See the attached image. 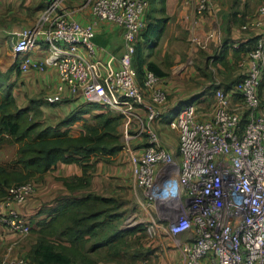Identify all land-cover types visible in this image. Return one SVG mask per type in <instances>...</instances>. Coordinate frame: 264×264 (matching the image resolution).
<instances>
[{"label": "built area", "instance_id": "built-area-1", "mask_svg": "<svg viewBox=\"0 0 264 264\" xmlns=\"http://www.w3.org/2000/svg\"><path fill=\"white\" fill-rule=\"evenodd\" d=\"M88 1L91 18L85 22L57 10L62 0L45 1L37 22L11 38L20 70L56 69V85L44 96L48 102L60 101L68 93L127 118L137 106L145 112L138 130L145 144L138 152L124 145L123 149L128 151L133 179L147 197L143 205L156 209V217L151 216L145 228L149 237L159 233L163 222L183 264H264V100L258 93L264 32L247 53L246 69L237 84L240 102H231L219 87L210 115L203 116L190 103L169 121L178 134L177 162L153 124L167 99L162 78L146 70L139 83L132 65L148 0ZM210 5L211 0H197L196 12H205ZM259 11L264 13V5ZM101 23L122 28L123 53L117 65L112 55L106 60L96 56L102 48L93 36ZM251 24L261 22L242 28ZM39 36L48 49L42 59L30 55ZM35 191L30 180L8 186L0 197V225L17 236L28 235L31 224L15 205ZM130 224L136 222L130 219ZM15 244L8 245L1 264H29L12 254Z\"/></svg>", "mask_w": 264, "mask_h": 264}, {"label": "crops", "instance_id": "crops-1", "mask_svg": "<svg viewBox=\"0 0 264 264\" xmlns=\"http://www.w3.org/2000/svg\"><path fill=\"white\" fill-rule=\"evenodd\" d=\"M196 4L197 0H152V6L149 5L147 9L152 16V36L150 42L145 43L147 61L153 63L163 74L160 77L167 96L161 115L153 124L160 142L177 162L180 160L177 151L178 134L175 129L169 127V121L173 120L176 112L185 105L182 104L189 97L202 95L196 101V106L202 107L206 103L203 100L207 98L209 88L213 86L219 88L221 84L242 75L246 69L247 54L240 53L237 56L234 50L255 34L264 32V13L259 11L264 5V0H211L209 9L202 13L196 12ZM44 7L45 0H0V71L5 72L16 58L10 42L14 33L23 27L33 26ZM57 10L67 11L69 16L80 22L91 18L88 0H62ZM257 20L261 22L259 26L251 24L246 29L242 28V25ZM93 41L102 48L98 50L96 56L106 60L112 55L117 65V60L123 53L122 28L111 23H101L95 29ZM222 46H226L227 51L222 59H219ZM47 52V43L40 38L30 55L42 59ZM10 76V80L14 82V95L19 106L26 105L28 97L34 94L42 93L44 96L49 94L57 82V71L53 67L43 71H21L19 76L12 72ZM262 98L264 99V91ZM63 99L70 102L78 98H72L66 93ZM70 105L71 103L69 105L65 103L62 106L67 111ZM213 105L214 103L210 111L198 112L203 116L210 115ZM120 114L119 130L123 145L128 146L131 151L138 152L145 144V136L138 133L140 120H144L145 112L135 107L129 118ZM121 152H124L129 160L128 151L122 147ZM127 162L129 164L130 160L126 161L125 167ZM80 171L78 165L59 163L40 176L36 174L34 176L38 180L36 192L24 202L16 204V209L32 226L34 220L47 216L48 210L68 193L61 179L80 175ZM90 187L99 190L100 193L105 189L103 185L91 184ZM142 193L143 199L147 200L144 191ZM143 204L144 202L140 201L139 213L148 214L149 219L152 215ZM39 210H43L44 213H38ZM137 215V213L132 215L136 224L146 220L142 216L137 218ZM163 224L160 222L161 228L157 235L159 239L162 234L165 238L169 237L162 227ZM16 236L0 225L2 257L12 242L11 239ZM19 251H23L22 241L14 245L12 254L18 255ZM166 257L170 263L168 250ZM180 263L183 264L182 259Z\"/></svg>", "mask_w": 264, "mask_h": 264}, {"label": "trees", "instance_id": "trees-1", "mask_svg": "<svg viewBox=\"0 0 264 264\" xmlns=\"http://www.w3.org/2000/svg\"><path fill=\"white\" fill-rule=\"evenodd\" d=\"M149 3L152 0H148V6ZM148 6L144 16L145 26L136 36L132 55V65L139 83L146 70L153 71L159 77L163 75L153 63L147 61L145 52L146 42H150L152 36V16L147 11ZM262 33L255 34L241 44L234 53L237 56L240 53L246 55ZM226 51V46H222L218 58L222 59ZM12 72L20 75L18 57L5 72L0 71V148L4 144L15 146L12 162L0 163V197L5 195L8 186L30 180L36 174L40 176L59 163L78 165L82 171L79 176L61 179L68 193L48 210L47 216L33 221L34 227L31 226L29 232L31 240L22 244L23 257L28 263L73 264V253L88 241H91L88 251H95L99 247H116L117 244H123L128 235L145 231L148 223L146 220L129 229L118 227L126 215L124 209H116L122 204L113 196L100 194L90 187V169L94 163L97 160L108 161L121 152V114L112 112L104 104L82 98L70 102L63 98L48 102L42 93L28 97L27 104L19 106L14 95V82L10 80ZM243 75L218 86L228 93L231 102L241 101L237 84ZM263 85L264 69L260 78L259 96H262L260 87ZM213 87L208 89V96L203 102L212 97ZM200 96H191L182 105L196 104ZM65 103L71 105L64 118L55 124L46 123L42 107L64 109L62 105ZM196 108L202 111L201 106ZM74 124L79 127L76 135L70 133ZM38 213L44 212L39 210ZM82 260L86 262L84 257Z\"/></svg>", "mask_w": 264, "mask_h": 264}, {"label": "rangeland", "instance_id": "rangeland-1", "mask_svg": "<svg viewBox=\"0 0 264 264\" xmlns=\"http://www.w3.org/2000/svg\"><path fill=\"white\" fill-rule=\"evenodd\" d=\"M149 5L151 4L149 3ZM39 39L40 36L36 40L37 44L39 43ZM216 88L217 87H213V91ZM213 91L211 93L212 97H209L207 102L202 106L201 110L210 111V107L214 100ZM262 91H264V85L260 87V92ZM260 97L262 98V96ZM42 109L45 111V115L43 116V118L45 119L46 123L50 124H55L57 121L64 118V116L67 114V111L58 107L54 108L53 110L48 107H42ZM109 109L115 113V111H113L114 109ZM78 132L79 127L77 126V124H74L70 129V133L75 135ZM120 140L123 147L122 135H120ZM14 157L15 146L4 144L0 148V163H11ZM126 161H129L127 160V155L124 152H121L112 156L108 161L97 160L94 163L93 168L90 169L91 177L93 178L91 179L90 184H95V186H105V189L102 190V193L98 192L99 190L95 191L100 194L111 195L120 204L123 205H120L116 208L117 211H119L120 209H124L126 212L124 220L118 226L122 229H129L130 227L134 226L130 224V219L134 222L135 217L133 218L132 215H134L135 213L138 214L137 218H139V216H142V218H146L147 222L149 221L148 214L141 215L142 212L141 214L139 213L140 201L145 202L146 200L143 199L144 195L142 193V188L139 187L133 179L130 169L131 166L129 167L130 163L128 164L127 162L128 166L126 165L125 167ZM100 166H102L103 168H100ZM81 172L82 171H80V175ZM30 181L33 182L36 188V185L38 183L36 177H32ZM155 211L156 209L153 204L152 207L147 206V212H149L150 215H152V217L154 218L156 217ZM32 227H34L33 222ZM157 235L149 237L145 233V231H141L137 234L128 235L123 244H117L115 245L116 247L111 248L109 246L99 247L95 251H88V248L91 244V241H88L83 247H78L79 249L73 253V264H181V252L177 247H175L172 238H170V236L165 238L162 234L160 236V240ZM11 240L15 241L16 244H20L22 241V244L25 245L26 243L30 242L31 236L29 233L28 235L23 237H13ZM26 240L28 241L25 242ZM167 250L168 254L170 255V263L166 257ZM1 252L2 251H0V264L2 260ZM23 253L24 251H19L18 255L23 256ZM82 257L86 259V262L82 260Z\"/></svg>", "mask_w": 264, "mask_h": 264}]
</instances>
